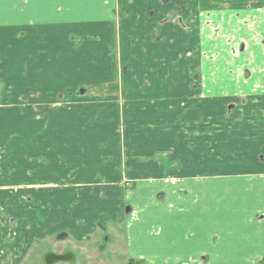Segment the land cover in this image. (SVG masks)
<instances>
[{
  "label": "crops",
  "instance_id": "0c3cea01",
  "mask_svg": "<svg viewBox=\"0 0 264 264\" xmlns=\"http://www.w3.org/2000/svg\"><path fill=\"white\" fill-rule=\"evenodd\" d=\"M164 1L0 0V264L27 262L47 214L73 234L88 216L97 217L90 227L110 229L127 217L129 262L264 264V43L209 61L251 71L242 90L185 104L173 90L184 78L172 74L203 58L193 51L185 60L196 37L169 21L199 18L201 8L224 22H238L237 13L263 23L264 0ZM114 12L124 17L115 35L108 28L88 43L91 27L77 24L107 27ZM134 40L135 55L125 51ZM115 46L118 82L101 63L115 62ZM88 55L96 63L77 64ZM98 86L117 93L91 90ZM97 133L110 138L100 153ZM99 162L108 166L103 178L93 175ZM124 181L133 187L125 191Z\"/></svg>",
  "mask_w": 264,
  "mask_h": 264
},
{
  "label": "rangeland",
  "instance_id": "374dc122",
  "mask_svg": "<svg viewBox=\"0 0 264 264\" xmlns=\"http://www.w3.org/2000/svg\"><path fill=\"white\" fill-rule=\"evenodd\" d=\"M164 2L166 3L167 1L165 0ZM178 8L180 10H183L185 13H188L190 9L186 4H180L178 5ZM199 11L201 14V15L199 14L200 15L199 18H197V16L194 15V17L185 16V18H183L182 20L181 18H179V20L169 19V21H173L172 23L173 26L177 27L178 29H182L185 32V34H187L188 36L194 35L197 39L199 38L200 41V44L198 43L197 45L195 44L197 42V39L194 38V45H192L191 47L193 50L185 49V52L183 53L185 60L191 59L194 55V52L197 53V55L199 54L201 58H203V61H201L200 66H185L187 68V72L184 71V69H182L180 66H178V69H181L182 73L177 71V74L174 73L172 74L173 78L175 77L180 78V76L184 78V85L179 88L175 87L173 88V90L177 92L178 90L182 91V96L184 98L185 104L191 102L192 100H194V102L201 100V98H198V96H201L202 98L205 99H210L218 95H221L223 97V95H227L228 93L234 95L236 94V92L242 90L240 88L241 82L244 83L247 77L250 78L251 71L247 73V70L244 69V66L241 69H239L238 65L210 66L209 61L212 60L213 62H216L218 59H220V57H223L224 53L226 52L230 54H232L233 52L235 53L239 52V49L236 51L235 47L239 46L240 48L241 45L242 46L244 45L243 47L245 48L246 45L251 46L254 45L255 43L258 46H260L262 45V43H264V22L250 24L251 22H247L250 19L247 15H246L247 17L243 19L239 17L237 13H235L234 16L236 17H233V19L239 20L238 22H228V21L224 22V20H221L220 17L218 18L217 16H210V14L208 13L203 14L205 10H203L202 12L201 8ZM113 14L115 19L113 18L112 20H109L107 27L103 25V22H100L98 24L95 23L77 24L79 26L80 25L86 27L88 26V28L91 27L92 30H89L90 32L88 31L84 35L88 43H92V44L98 43L102 38L103 30L107 32L108 28L109 30L114 31L113 35H115V32L117 31V30L115 31L117 23L119 22V19H123L124 17H121L123 15V14L120 15L121 13L114 12ZM92 16L96 17L95 14H92ZM98 17L100 19V16ZM102 17H106V16H102ZM240 18L243 19L242 20L243 22L240 21ZM122 26H123L122 31H124V29L128 31L130 30L138 31V27L135 24L123 23ZM169 26L173 29L172 25ZM254 26L256 27L255 30H257V32L252 31L254 30L253 28ZM253 34L255 36H253ZM134 42L135 40L132 41L130 47H125V51L127 53H129L131 50L132 54L134 55L136 54L137 50H136V45H134ZM87 47L90 49L89 46ZM93 51H96V49H93ZM113 54L115 56V62L112 61L111 63H108L102 58H101L102 62L101 61L99 62H101L103 66H107L108 64L109 66H112L111 73L112 75H114V79L116 80V82H118L121 77V70H119L118 61L116 60L117 57L116 46L115 48H113ZM92 56L93 55H88L87 57H84L83 60L77 61V64L81 63V64H85L86 66H90L91 64L96 63L95 61L91 60ZM127 57L128 54H124L122 72L125 77L126 76L128 77V75L131 73V66H129V59H127ZM195 58L196 56L194 57V59ZM135 74L137 75V73H134V76ZM100 77L102 76L100 75ZM141 77L143 78V71H141ZM171 82H172V77L168 81V87L165 88L166 96L170 93L172 89V87L170 88L169 86ZM105 89H108V87L98 86V88L97 87L91 88V90L94 91L98 90L99 92L105 91L108 93H117L114 92L115 91L114 88L112 90H105ZM129 90H133L137 95L139 93L142 94L143 91L146 92V89L142 87L129 88ZM81 91L82 89L80 90V92ZM131 101H135V99H131ZM205 103H208V101H205ZM133 117L134 116L131 115L128 118L133 119ZM144 121L147 122V118ZM13 128L19 129L18 126L17 127L13 126ZM42 128L43 127L39 126L38 129L34 130V132L37 133L34 134V136L41 134V132L43 131ZM44 132L46 134H51V131L49 132L44 131ZM44 137L46 136L44 135ZM95 137L101 139L104 137V135L101 133H97L95 134ZM109 142H110V138H103L99 140V142L95 145V150L99 151V153L102 151H106L108 149L106 145ZM33 143H35V140L33 141ZM44 160L48 161L47 156H45ZM91 166L92 167H90V169L93 170L94 166L93 165ZM107 167L108 166L104 165V163L99 162L95 167V169L93 170L94 173L93 175L94 176H96L95 174H98L99 176L102 175L101 178H103L104 175H107L105 173ZM61 175L64 174L60 172L58 176L60 177ZM124 187L126 191L133 187V183H131V181H124ZM130 204L132 203L128 202V204L126 205L129 207ZM86 214H89L88 211H86ZM51 217L52 216H48V214L44 216L43 227L45 229V234L42 238L38 239V242L33 243L29 251V257L27 258V262L25 264H45L44 257L46 254L48 253L65 254L67 252H71L75 254L76 256L75 264H128L129 263V261L127 260L124 254L125 252L124 245L126 246L125 231H126L127 217H125V223L123 222V223H119L118 225H112L113 228L110 229L107 223H99L98 225H94L93 227H90L92 221L95 220V218L97 217L90 218L88 216L85 219L86 226H83L81 229H79L76 234L71 233L68 230V227H62L60 231L57 230L56 228H53L50 223L52 221ZM100 224L102 225L100 226ZM67 233L68 234L70 233L72 236L70 237L67 236L64 239L59 238V236H61L62 234H67ZM57 264H67V263H57Z\"/></svg>",
  "mask_w": 264,
  "mask_h": 264
},
{
  "label": "water",
  "instance_id": "95a60500",
  "mask_svg": "<svg viewBox=\"0 0 264 264\" xmlns=\"http://www.w3.org/2000/svg\"><path fill=\"white\" fill-rule=\"evenodd\" d=\"M129 212V210L127 211ZM66 234H62L60 236L61 239L66 238ZM45 264H57V263H67V264H75L76 256L74 253L67 252L65 254H54L48 253L44 257Z\"/></svg>",
  "mask_w": 264,
  "mask_h": 264
},
{
  "label": "trees",
  "instance_id": "16d2710c",
  "mask_svg": "<svg viewBox=\"0 0 264 264\" xmlns=\"http://www.w3.org/2000/svg\"><path fill=\"white\" fill-rule=\"evenodd\" d=\"M102 224H100V226H101ZM128 264H138V263H136V262H134V261H130Z\"/></svg>",
  "mask_w": 264,
  "mask_h": 264
},
{
  "label": "flooded vegetation",
  "instance_id": "af4514ba",
  "mask_svg": "<svg viewBox=\"0 0 264 264\" xmlns=\"http://www.w3.org/2000/svg\"><path fill=\"white\" fill-rule=\"evenodd\" d=\"M59 238H60V236H59ZM61 239V238H60Z\"/></svg>",
  "mask_w": 264,
  "mask_h": 264
}]
</instances>
